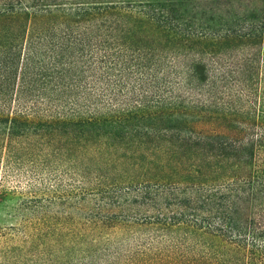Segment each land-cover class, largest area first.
<instances>
[{
	"label": "trees",
	"instance_id": "16d2710c",
	"mask_svg": "<svg viewBox=\"0 0 264 264\" xmlns=\"http://www.w3.org/2000/svg\"><path fill=\"white\" fill-rule=\"evenodd\" d=\"M0 171V264H264V0H0Z\"/></svg>",
	"mask_w": 264,
	"mask_h": 264
},
{
	"label": "rangeland",
	"instance_id": "374dc122",
	"mask_svg": "<svg viewBox=\"0 0 264 264\" xmlns=\"http://www.w3.org/2000/svg\"><path fill=\"white\" fill-rule=\"evenodd\" d=\"M56 183L63 187L72 182H68L67 179L55 182L54 179L49 177V179L46 178L43 180L42 185L48 187L49 191H53L55 188L58 189L57 187L53 188ZM0 185H2L3 194V196L0 197V226H10L18 220L16 207L19 201H21V193H28V182L26 179L18 178L17 180L10 177H3V174L0 171Z\"/></svg>",
	"mask_w": 264,
	"mask_h": 264
}]
</instances>
